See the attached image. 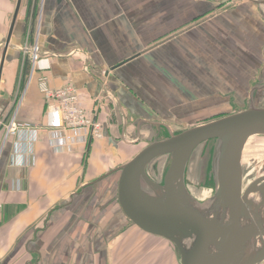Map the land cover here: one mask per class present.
Here are the masks:
<instances>
[{"label": "crops", "instance_id": "1", "mask_svg": "<svg viewBox=\"0 0 264 264\" xmlns=\"http://www.w3.org/2000/svg\"><path fill=\"white\" fill-rule=\"evenodd\" d=\"M15 10V0H0V264H61L67 251L48 253L53 222L69 261L90 262L93 223L119 209L117 196L115 205H92L118 173L101 178L174 132L175 118L225 96L241 110L264 85V0H48L29 44L40 49L29 85L24 12L7 47ZM43 78L52 90L74 87L104 137L38 129L33 146H23L30 164L21 166L8 127L14 117L48 122Z\"/></svg>", "mask_w": 264, "mask_h": 264}, {"label": "water", "instance_id": "2", "mask_svg": "<svg viewBox=\"0 0 264 264\" xmlns=\"http://www.w3.org/2000/svg\"><path fill=\"white\" fill-rule=\"evenodd\" d=\"M18 1L7 47L21 8ZM5 60V59H4ZM250 94L246 109L155 139L130 162L103 176L119 174L117 202L130 224L173 244L180 264L264 263V175L244 187L243 157L251 139L264 138V108ZM212 144L213 195L200 202L186 183L189 163ZM169 160L163 181L152 174ZM96 183V182H95Z\"/></svg>", "mask_w": 264, "mask_h": 264}, {"label": "rangeland", "instance_id": "3", "mask_svg": "<svg viewBox=\"0 0 264 264\" xmlns=\"http://www.w3.org/2000/svg\"><path fill=\"white\" fill-rule=\"evenodd\" d=\"M19 0H15V5L17 8ZM32 0H21L20 12L27 14V9ZM35 1V0H34ZM36 16L33 19L28 20V33L32 31V25L34 24V31L39 32L40 30V17L46 10V5L48 0H36ZM20 14V13H19ZM25 16V15H24ZM26 20V18H25ZM31 34V33H30ZM29 34V36H30ZM26 37V38H27ZM25 38V40H26ZM30 38V37H29ZM23 40V44L25 42ZM30 42V39L28 40ZM24 47V46H23ZM29 75L27 76L28 80ZM25 81L27 84L28 81ZM262 80V79H261ZM259 80V82L261 81ZM23 83V79L21 80ZM264 82V80H262ZM262 81L260 83H262ZM257 104L264 107V91L257 93ZM242 104V102H239ZM206 110L192 111V115L182 116L181 118H175L173 126L175 128L174 133L184 131L186 129L203 125L211 121L220 119L225 116L232 115L239 112L237 106V101L234 100H218V101H208L205 102ZM246 104V105H245ZM243 109H246L248 103L245 102ZM194 107H199L197 104ZM201 113L202 115H195ZM165 129H162V132ZM169 133V132H168ZM163 135H165L163 133ZM212 144L206 146H201L194 153L186 174V183L192 194L200 201L208 200L214 193L215 184L213 182L212 186H209V175H211V154H212ZM155 168L151 169V174L160 182L163 181L164 174L169 166V160L156 161L154 163ZM243 172H244V187H247L253 180L264 175V138L257 137L251 139L246 146L244 157H243ZM117 176L113 175L110 177L112 180L105 181L98 188L102 191H106V197L95 198L96 201L92 205H102L111 203L112 205L117 204L115 197L117 196ZM119 209H113L110 212L109 219L105 222L99 224L93 223L92 234L89 237L91 240V261L80 263L75 262L73 257L72 261L67 258L68 253H70V246L62 243L55 244L61 241H54L56 238L61 236L62 230L61 224L53 222L47 237L50 240V245L48 249L49 254H54L59 248L64 249L67 256L63 259L61 264H180L179 256L175 251V247L170 242L153 237L151 235L141 232L136 227L132 226L128 219L124 216L121 211L120 206L117 204ZM109 210V206L106 211ZM117 210L118 214H117ZM92 213V212H91ZM94 214V212L92 213ZM100 227V228H99ZM73 228V227H70ZM69 228V230H71ZM44 228H41L43 230ZM75 229V228H74ZM45 230V229H44ZM42 231V234L45 231ZM78 230L75 229V232ZM45 234V233H44ZM71 231L69 235L71 236ZM85 247V245H82ZM7 246L4 245L5 249ZM87 247V246H86ZM39 250V249H37ZM84 253V250L81 252ZM50 259V258H49ZM53 262V261H52ZM50 264L51 261H47L46 264ZM54 263V262H53ZM60 264V263H59ZM264 264V263H263Z\"/></svg>", "mask_w": 264, "mask_h": 264}, {"label": "built area", "instance_id": "4", "mask_svg": "<svg viewBox=\"0 0 264 264\" xmlns=\"http://www.w3.org/2000/svg\"><path fill=\"white\" fill-rule=\"evenodd\" d=\"M23 54L24 59L28 57L31 63L30 77L27 80L29 85L40 57L38 43L30 46L27 42L23 48ZM39 87L47 103L46 116L48 122L43 125L18 124L14 117L8 127L7 137L11 135L19 138V141L15 143L13 154L20 157L21 165L30 164L29 159L26 157V148L33 146L35 141L33 137L36 138L35 134L41 128L49 130H86L92 139H103L102 125L81 106L80 97L74 87L65 86L52 90L48 86L46 78L40 80Z\"/></svg>", "mask_w": 264, "mask_h": 264}, {"label": "trees", "instance_id": "5", "mask_svg": "<svg viewBox=\"0 0 264 264\" xmlns=\"http://www.w3.org/2000/svg\"><path fill=\"white\" fill-rule=\"evenodd\" d=\"M37 1L35 0H32L31 3L29 4V7L27 9V14H26V23H25V29H24V37L26 38L27 36V32L29 31L28 29V20L31 18V20L34 22V18L36 16V8H37ZM31 33V34H30ZM30 34V41L32 42L33 40V36L35 34V31H34V24L32 25V31L29 32ZM30 62L28 60V58H26V60L24 61V67H23V79H26V77L29 75L30 73ZM179 133V132H178ZM213 185V181H209V186H212Z\"/></svg>", "mask_w": 264, "mask_h": 264}]
</instances>
